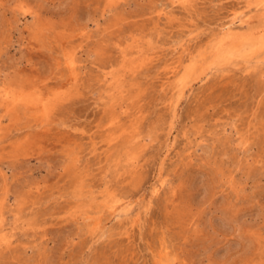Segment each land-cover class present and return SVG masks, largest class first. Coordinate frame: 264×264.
<instances>
[{"label": "rangeland", "instance_id": "rangeland-1", "mask_svg": "<svg viewBox=\"0 0 264 264\" xmlns=\"http://www.w3.org/2000/svg\"><path fill=\"white\" fill-rule=\"evenodd\" d=\"M0 264H264V0H0Z\"/></svg>", "mask_w": 264, "mask_h": 264}, {"label": "bare ground", "instance_id": "bare-ground-1", "mask_svg": "<svg viewBox=\"0 0 264 264\" xmlns=\"http://www.w3.org/2000/svg\"><path fill=\"white\" fill-rule=\"evenodd\" d=\"M190 1H191V0H184V3H186V5H187V4L190 3ZM241 43H242V42H241ZM242 44H243V43H242ZM242 44H241V45H242ZM248 45H249V44H248ZM253 45H254V44H253ZM253 45H252V46H253ZM243 46H244V45H243ZM250 46H251V45H250ZM236 48H237V47H236ZM229 49H230V48H229ZM229 49H228V50H229ZM255 49H256V48H255ZM230 50H231V49H230ZM247 53H248V52H247ZM62 61H63V60H62ZM73 65H74V64H73ZM71 66H72V65H71ZM69 67H70V66H69ZM224 68H225V67H224ZM192 71H193V67L191 66V67H189L187 73L183 76V82H184L183 85H185V84L187 83V80L191 78ZM68 80H70V79H68ZM63 86H64V85H63ZM7 91H9V90H7ZM19 91H20V90H19ZM14 92H15V91H14ZM11 93H12V92H11ZM17 93H18V92H17ZM17 93L15 92L14 95H15V94L17 95ZM42 94H43V93H42ZM9 95L11 96V94H9ZM19 95H20V94H19ZM19 95H18V96H19ZM18 96H17V97H18ZM180 96H181V95H180ZM3 97H4V96H3ZM11 98H13V97H11ZM11 98H9V99H11ZM18 99H19V98H18ZM14 100H15V99H14ZM8 101H9V100H8ZM21 101H22V100H21ZM158 181H159V180H158ZM158 184H159V183H158ZM154 186H155V185H154ZM160 187H161V186H160ZM160 187H159V188H160ZM152 191H153V190H152ZM153 192H154V191H153ZM105 208H106V207H105ZM161 240H163V239H161ZM164 247H167V246H164ZM164 247H163V248H164ZM163 248H162V249H163ZM164 249H165V248H164Z\"/></svg>", "mask_w": 264, "mask_h": 264}]
</instances>
